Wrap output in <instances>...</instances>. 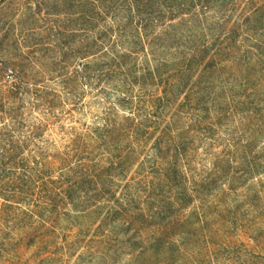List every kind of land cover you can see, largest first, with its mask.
I'll use <instances>...</instances> for the list:
<instances>
[{"label": "trees", "instance_id": "1", "mask_svg": "<svg viewBox=\"0 0 264 264\" xmlns=\"http://www.w3.org/2000/svg\"><path fill=\"white\" fill-rule=\"evenodd\" d=\"M52 1L47 45L0 67V221L45 242L72 206L145 251L264 264V0Z\"/></svg>", "mask_w": 264, "mask_h": 264}, {"label": "rangeland", "instance_id": "2", "mask_svg": "<svg viewBox=\"0 0 264 264\" xmlns=\"http://www.w3.org/2000/svg\"><path fill=\"white\" fill-rule=\"evenodd\" d=\"M52 3V0H0V67L7 68L6 74H10L8 67L23 50L29 56L34 42L39 43V48L47 45L33 39L32 34L38 30L46 35L55 25L50 22L58 17L50 8ZM33 12L41 16L31 17ZM71 28L73 31L77 27ZM84 113L79 116L83 121L89 120ZM67 209L61 210L62 219L38 224L42 226L39 229L47 239L45 242H35L25 234L29 222L25 212L15 211L18 214L15 219L1 212L0 264H240L229 257L178 258L145 251L148 244L132 245L111 235L116 228L97 220L92 212L72 206ZM38 214L53 216L55 212ZM70 214L74 216L72 221L67 219Z\"/></svg>", "mask_w": 264, "mask_h": 264}]
</instances>
